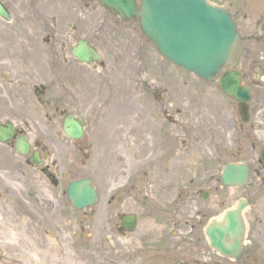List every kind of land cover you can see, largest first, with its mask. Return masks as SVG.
I'll list each match as a JSON object with an SVG mask.
<instances>
[{
	"label": "flooded vegetation",
	"instance_id": "af4514ba",
	"mask_svg": "<svg viewBox=\"0 0 264 264\" xmlns=\"http://www.w3.org/2000/svg\"><path fill=\"white\" fill-rule=\"evenodd\" d=\"M64 1L67 9H57L51 0H0L11 17L0 16V264H36V227L53 226L73 207L67 197L72 147H87L91 127L102 121L111 130L121 101L128 103L125 150L134 162L130 190H106L104 205L115 214L113 233L127 235L126 213H135L139 224L138 212L121 207L142 179L136 167L143 164L148 186L141 192L149 213L168 216L177 227L176 217L191 223L190 234L209 246L206 264H264V46L245 38L249 18L242 24L234 13L243 41L234 70L249 99L238 102L222 91L220 78L232 68L211 81L195 76L190 123L185 112L191 109L168 92L166 66L155 60L168 63L138 22L105 11L98 0ZM81 46L92 51L88 60L76 55ZM120 72L129 77L124 92L116 87ZM74 122L82 128L77 139L69 134ZM106 141L104 134L97 140ZM184 161L192 164L199 202L163 203L162 180L151 177ZM227 173L246 180L227 183ZM175 188L181 201L185 187ZM131 196L130 204L137 205L140 200ZM182 207H196L194 216L186 219ZM50 209L64 213L55 219ZM229 215L234 220L228 242L239 246L223 254L210 246L205 227L208 220L218 226Z\"/></svg>",
	"mask_w": 264,
	"mask_h": 264
},
{
	"label": "rangeland",
	"instance_id": "374dc122",
	"mask_svg": "<svg viewBox=\"0 0 264 264\" xmlns=\"http://www.w3.org/2000/svg\"><path fill=\"white\" fill-rule=\"evenodd\" d=\"M51 1L57 9H67V3L64 0ZM215 1L236 13L242 24L245 23V16L249 18L247 23H249L250 29L245 32H248L245 34V38L252 43L264 46V0ZM25 5L27 6V4ZM91 6H98V4L93 3ZM255 24L257 26H254ZM9 26H14V23ZM152 59L155 60L154 56ZM155 61L166 66L165 82L168 92L170 94L172 92L175 99H182L184 102L182 106L185 109H191L185 113L188 115L186 120L192 123L194 77L186 72L178 71L162 61ZM180 76L184 77L178 78ZM128 78L127 74L119 73L116 87H120L121 92L126 91ZM183 83L184 87H182ZM127 104L121 101L118 115L115 117V125L113 122L110 123L113 125L111 130L107 128L111 126L102 121L100 126H96L98 128L91 127L92 130H89L87 138L90 139H88V145H85L87 147L82 151H77L75 147H72L70 163L72 180L91 177L103 197L101 196L100 205L91 208V210L77 212L73 208L72 210L68 209L66 217L55 220L53 226L46 222L40 229L37 230L36 227L38 234H36V249H38L36 250V264H206L211 261V256L206 254V251H209L206 241L202 239L200 243L198 236L190 234L191 223H183L184 219L176 217L180 225L177 227L176 223H172L168 216H156L149 213L151 207H146L149 201L145 205L144 193L141 192V190L145 191L148 186L147 178L144 177L146 168L143 164L136 167V170L143 176L142 179L138 182L135 191H130L132 196L127 193L131 199H139L140 202L137 205L130 204L128 196L126 198L127 207H121L125 211L138 212V227L134 233L126 237L122 234L118 236L116 232L113 233L111 222L115 219V214L111 213L104 205L107 199L106 190L109 189L112 193L117 192V185L127 182L132 177L130 171L134 162L125 150V146L129 143L124 138L130 131ZM140 133H144L143 129L140 130ZM103 134L107 141L99 144L97 140L99 141ZM86 154L89 155V159ZM191 170L192 164L188 165L184 161L183 164H174L173 167L169 165L168 171L157 170L156 178L151 177L153 182L158 181L159 184L162 180L163 190L160 199L163 200V203H174L172 198L178 192L175 187L180 184L182 188L185 187V195H182L181 201L178 198V203L194 204L196 203L195 198L199 202V197L196 196L198 184L196 181L191 182L193 176ZM66 179L68 181V177ZM126 185H128L126 188V192H128L130 184ZM0 187H3L1 183ZM149 200L151 201L152 198L149 197ZM182 208L186 219H191L194 216L193 209L196 207ZM48 212L55 215V219L64 213L59 209H50ZM205 221L207 222V220ZM107 232L111 233L110 237L107 236ZM28 256L26 255V258Z\"/></svg>",
	"mask_w": 264,
	"mask_h": 264
},
{
	"label": "water",
	"instance_id": "95a60500",
	"mask_svg": "<svg viewBox=\"0 0 264 264\" xmlns=\"http://www.w3.org/2000/svg\"><path fill=\"white\" fill-rule=\"evenodd\" d=\"M100 1L123 20L131 17L140 20L143 32L154 42L158 52L188 72L211 79L224 65H235L240 57L242 42L231 13L207 0H142L141 4L137 0ZM0 14L7 16L2 4ZM239 83L236 72L227 73L221 80L225 91L244 99L248 91L240 88ZM76 135L80 136V133ZM227 174L224 178L229 182L231 177ZM68 192L77 209L87 208L97 200L96 189L88 179L72 182ZM229 217L228 221L234 220L233 215ZM125 223L132 229L134 217H126ZM218 229L217 236L211 225L206 231L212 245L230 251L222 229Z\"/></svg>",
	"mask_w": 264,
	"mask_h": 264
},
{
	"label": "bare ground",
	"instance_id": "6f19581e",
	"mask_svg": "<svg viewBox=\"0 0 264 264\" xmlns=\"http://www.w3.org/2000/svg\"><path fill=\"white\" fill-rule=\"evenodd\" d=\"M36 250H38V249H36ZM36 257H37V255H36Z\"/></svg>",
	"mask_w": 264,
	"mask_h": 264
}]
</instances>
